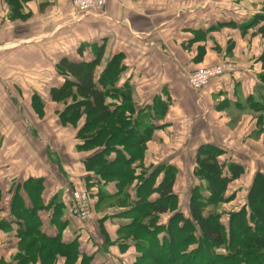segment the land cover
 Segmentation results:
<instances>
[{
	"label": "crops",
	"instance_id": "1",
	"mask_svg": "<svg viewBox=\"0 0 264 264\" xmlns=\"http://www.w3.org/2000/svg\"><path fill=\"white\" fill-rule=\"evenodd\" d=\"M263 52L264 0H107L85 14L73 0H0V264H136L138 238L163 226L161 243L174 211L190 217L194 191L222 222L248 210L264 176ZM98 53L107 150L78 136L93 102L88 113L76 103L83 97L67 86L76 78L60 69L62 58L90 63ZM219 62L233 71L188 85L189 73ZM69 89L76 97H51ZM206 166L227 178L222 192L209 188ZM171 177L168 211L131 215ZM73 188L90 197L86 222L70 213Z\"/></svg>",
	"mask_w": 264,
	"mask_h": 264
},
{
	"label": "trees",
	"instance_id": "2",
	"mask_svg": "<svg viewBox=\"0 0 264 264\" xmlns=\"http://www.w3.org/2000/svg\"><path fill=\"white\" fill-rule=\"evenodd\" d=\"M261 59L264 63V52ZM60 61L61 73L66 72L76 78V80H69L67 86L74 85L76 87L75 92L83 97L79 101L75 100V102H78L79 105L86 103L87 113L90 111L89 99L93 102V111H91V115L88 114L89 117L86 118L82 128L78 130V136L85 138V144L87 142H95L96 145L104 143V150H107L110 148L108 147L110 144H108L109 139L106 136L105 127L109 115L106 105L103 104V93L93 83V68L99 61V53L97 58L90 63L69 61L65 58ZM61 95L76 97L71 89L62 93L55 90L51 92V97L54 99H59ZM71 108L72 110L75 109L72 117H78L80 113L75 104ZM89 126L90 128L94 127L91 129L95 131H85V127L87 130ZM124 149L127 151L125 147ZM202 169L208 173L209 188L219 193L222 192L225 183H227L225 181L227 178L218 179L217 173L211 175L207 171L210 170L207 166L206 168L202 167ZM103 174L106 173L103 172ZM172 179L173 177L163 179L156 188L159 196L156 201L148 203L144 200L145 198L136 200L134 208H131V215L138 216L136 218L152 215V220L155 221L160 213L168 211L170 201L175 199V194L171 189ZM147 184L148 180H145L141 182L140 187L143 188ZM219 197L221 196H214L211 200L217 201L220 199ZM144 206L149 210L142 211ZM189 208V218H185L178 211H174L170 215V219L163 229L165 234L161 243L154 238L156 232L163 226H156L150 236L151 238L143 239L146 241L138 238L142 236V233L134 234L140 240L138 243L140 249H142L141 259L136 264H264V176L261 173L255 175L249 191L248 210L242 207L238 212L229 213L226 222L220 220L221 216L218 213L203 214V202L200 201V196L196 191L190 197ZM194 230L200 231L201 243L208 249L223 246L228 249V254L212 255L208 252L202 254L197 250L189 255L182 253L193 242L192 234Z\"/></svg>",
	"mask_w": 264,
	"mask_h": 264
},
{
	"label": "built area",
	"instance_id": "3",
	"mask_svg": "<svg viewBox=\"0 0 264 264\" xmlns=\"http://www.w3.org/2000/svg\"><path fill=\"white\" fill-rule=\"evenodd\" d=\"M107 0H73V6L81 13H99ZM234 65L230 62L218 63L210 67L199 68L187 76L188 85L199 90L205 87L212 79L230 73ZM91 200L85 189L73 188L70 192V213L78 217L82 222L92 217Z\"/></svg>",
	"mask_w": 264,
	"mask_h": 264
},
{
	"label": "rangeland",
	"instance_id": "4",
	"mask_svg": "<svg viewBox=\"0 0 264 264\" xmlns=\"http://www.w3.org/2000/svg\"><path fill=\"white\" fill-rule=\"evenodd\" d=\"M222 62V61H221ZM221 62H219V63H221ZM190 74V73H189ZM188 74V75H189ZM204 88V87H203ZM252 118L253 117H245L244 118V121H246L247 123L248 122H250V123H252ZM254 119V118H253ZM237 123H240V121H241V119L239 118V117H237ZM101 176V175H100ZM102 177V176H101ZM103 178V177H102ZM104 179V178H103ZM206 210H207V212L205 213V214H209V213H212V212H215L214 211V207H207L206 208ZM228 209L227 208H225L223 211H227ZM91 211H92V217L94 216V213H93V210H92V206H91ZM92 217L90 218V219H92ZM226 217V214H224V216H223V218H225ZM89 219V220H90ZM194 235V237H195V239L194 240H192L193 242L192 243H194V244H196V246H197V249H194V248H191V246H189L186 250H188L187 251V255H189V254H191L192 252H194L195 250H197V252H201L202 254L203 253H206V252H208L209 254H212V255H225V254H228V249L226 248V247H223V246H220V247H218V248H209L208 249V247H206L204 244H202L201 243V239H200V237H198V233H197V230H194L193 231V234H192V236ZM208 249V250H207Z\"/></svg>",
	"mask_w": 264,
	"mask_h": 264
}]
</instances>
